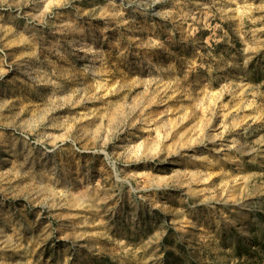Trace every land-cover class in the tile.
<instances>
[{"label": "rangeland", "instance_id": "obj_1", "mask_svg": "<svg viewBox=\"0 0 264 264\" xmlns=\"http://www.w3.org/2000/svg\"><path fill=\"white\" fill-rule=\"evenodd\" d=\"M0 264H264V0H0Z\"/></svg>", "mask_w": 264, "mask_h": 264}]
</instances>
